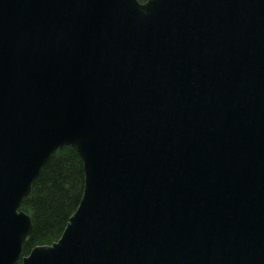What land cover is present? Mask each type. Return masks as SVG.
<instances>
[{"label": "water", "instance_id": "95a60500", "mask_svg": "<svg viewBox=\"0 0 264 264\" xmlns=\"http://www.w3.org/2000/svg\"><path fill=\"white\" fill-rule=\"evenodd\" d=\"M64 145L59 237L20 208ZM264 264V0H0V264Z\"/></svg>", "mask_w": 264, "mask_h": 264}, {"label": "trees", "instance_id": "16d2710c", "mask_svg": "<svg viewBox=\"0 0 264 264\" xmlns=\"http://www.w3.org/2000/svg\"><path fill=\"white\" fill-rule=\"evenodd\" d=\"M83 182L82 161L76 151L69 145L56 149L40 168L30 193L20 206L33 223L32 232L23 243L21 256L28 254L33 246L51 243L59 237L78 205ZM16 264H20V259Z\"/></svg>", "mask_w": 264, "mask_h": 264}]
</instances>
